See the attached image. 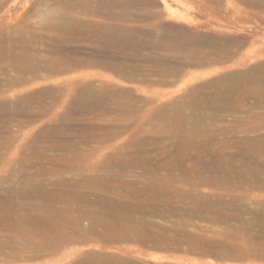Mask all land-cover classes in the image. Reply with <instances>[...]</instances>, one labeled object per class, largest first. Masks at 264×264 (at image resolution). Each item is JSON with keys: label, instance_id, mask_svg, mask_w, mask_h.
<instances>
[{"label": "rangeland", "instance_id": "obj_1", "mask_svg": "<svg viewBox=\"0 0 264 264\" xmlns=\"http://www.w3.org/2000/svg\"><path fill=\"white\" fill-rule=\"evenodd\" d=\"M53 1L0 0V35L13 33L12 35L18 39L26 33H35L40 41L33 44L39 45L41 50L33 46V57L47 56L45 48L50 44L54 45V37L50 36L49 42H46L47 36L45 35L49 33V30L44 31L42 22L48 21L53 16L50 12L54 9ZM36 8L39 9L36 11ZM229 9V11L224 9L212 12L205 0H157L154 11L165 17H163L165 20L157 26L158 33L161 32L159 29L161 25L160 28H168L172 33H177L176 35L188 34V36L194 35L195 38L216 39L222 43L220 44L222 48L226 45L229 48L245 44L242 49H236V54L232 58L222 59L220 55L223 54L217 56L220 61L216 62L211 60L215 59L214 55H210L211 59L210 56L206 57V61L201 58H192L191 61L182 57L178 60L171 58V67H178L181 72L168 77L153 72L151 64H146V75H149V79L155 81L166 78L167 85L156 83L157 81L154 83L145 82L140 80V77L129 79L110 69L91 68L100 70L105 75L114 78L113 83L116 88L132 92L133 96L140 97L145 101L136 104L140 111L139 115L144 118L137 121L136 124L144 123L141 127L144 130L148 128L145 130L146 132L142 131L141 133L140 128L131 127L127 132L117 135L107 134L108 130H104L106 132L103 131L99 135L95 134L94 129H110V126L124 124L126 120L104 116L93 118V114L88 116L79 114L70 109V103L54 108L50 117L54 116L49 120L39 118V121L34 123L14 121L8 125L13 135L0 139V142H11L9 148L0 149V264H123L122 262L124 264H264V185H259L261 182L264 183V70L262 72L258 67L264 66V56L259 58L257 55L245 56L249 48L254 50V47L247 45L248 36L260 33L264 38V25L241 20L239 15L234 14L233 9ZM56 11L59 13L57 15L62 18L69 17L71 20L83 23L100 22V19L93 16L90 18L79 10L58 9ZM63 14L64 16H62ZM232 41L233 43H231ZM88 46L93 48L96 44L92 43ZM85 47L83 42L68 43L70 49L76 50ZM203 48H206L205 51L212 50V46H208V44L207 46L203 45ZM259 48L264 50V43L259 45ZM79 55L85 56L83 53ZM177 62L180 63L177 65ZM137 64L142 65V62ZM9 69V75L15 76L16 72ZM91 69H80V71ZM42 74L44 73L41 72V76ZM227 75H236L247 80L241 81L242 86L240 85V87L243 90L239 87L240 92L236 93L238 95L235 99L238 101L236 100L235 108L221 110V112L206 109L204 111L208 119L205 121H201L200 115L196 112L198 116H195L194 123L197 122L198 128L201 122L202 125L194 136L179 132L175 128L171 129L172 135H160L153 132V126L156 124L155 119L146 117L153 112V109L158 111L163 109V106L172 104L170 112L174 117L173 123L176 124L175 122L181 119H179V114L181 116L182 111L184 114H188L192 110L181 108L184 106V102H189L196 91L200 98L218 95L220 87L216 82ZM66 76L65 74L54 75L49 81V85H56V81L53 79L57 80ZM40 83V80H35L31 81L33 86L27 89L15 86L0 91V101L7 95V98L12 102L30 91L38 92L46 87ZM16 90H19L18 93ZM186 109H188L187 112H185ZM196 111L199 112V110ZM178 112L179 114H176ZM61 124L65 125L63 126L65 131L61 134L46 136L42 133L49 127L56 128ZM189 124L194 125L193 121H189ZM203 124L206 126L205 129ZM202 128L205 131L208 129L207 132ZM149 130L152 131L148 132ZM201 131L206 134L199 133ZM189 146L193 151L189 149ZM200 146L205 147L204 151ZM141 148L144 150L141 151ZM74 157L80 165L79 169L70 170L60 166L56 167L59 164H64L65 158ZM109 160L120 162L122 167L117 164L105 167L104 164ZM62 161L64 163H61ZM233 170L236 173L244 170L249 174V178L253 179L249 183H240L238 178L233 177L236 175ZM230 172H232L231 175ZM228 175L234 178H232V184L226 182L231 180ZM59 177L72 182L81 181L85 187L82 191H86L90 186L91 200L104 198L108 195L103 189L94 190L98 183L86 181L92 177H107L111 181L109 187L116 189L117 193L125 194L127 191H133V196L136 198L137 191L143 188L148 193H153L155 188L167 191L171 197L169 204L165 206L168 210L166 216L137 214L134 222L140 223L139 225L143 226L147 233L155 234L154 237L158 236L156 242H161L160 244L163 246L167 243L169 247L173 245L174 248H157L153 247L151 243L143 244L138 241H127V243L123 242L118 245L101 240L63 242L58 241L57 238L60 236L56 233L48 232L46 234V232L35 230L32 227L35 226L34 218L44 212L38 204L39 201H42L29 197L23 198L20 192L42 187L41 183L44 180L46 184L58 180ZM56 184L58 187L62 185ZM46 186L47 188L54 187L49 184ZM157 189L156 191H158ZM9 202L12 203L10 207L13 208V213L10 217H6L5 208ZM30 206L37 207L36 213ZM62 206L65 205L62 204ZM83 206L88 207L89 205L84 204ZM237 212L242 214V218L239 220L235 214ZM74 214L78 215L77 212ZM53 216L51 215L50 219L58 217ZM46 218L50 220L49 217L44 219V216L38 217L37 220L47 221ZM87 220L76 219V223L82 227L83 223L89 222ZM155 227L156 229H154ZM69 234L78 236V231L71 229ZM164 237L169 239V243ZM200 239L201 241H199ZM212 242H218L219 245L213 246ZM27 254H29L28 257H25Z\"/></svg>", "mask_w": 264, "mask_h": 264}, {"label": "bare ground", "instance_id": "obj_2", "mask_svg": "<svg viewBox=\"0 0 264 264\" xmlns=\"http://www.w3.org/2000/svg\"><path fill=\"white\" fill-rule=\"evenodd\" d=\"M205 1L207 2L212 12L217 10L220 11L224 9L225 10L227 9V11H229L230 10L229 8H231V10L233 9L234 14L236 13V16L239 15V19L244 21L261 23L264 25V0H227V2H224V0L223 1L205 0ZM53 2L54 3L52 7L54 9L50 11L53 16L48 21L42 22L45 29L43 30L44 31L49 30L48 31L49 33L45 35L47 36V41L46 40L45 41L48 43L49 42L48 38L50 36L54 37L53 39L54 45L50 44L49 47L45 48L46 52L48 53L47 56H44L43 58L33 57L34 54L33 46L38 47L36 49H40L39 45H35L38 41H40V39L37 37L35 33H26L18 39H16L12 35L13 33L12 34L1 33L2 35H0V91H5L6 89L8 90V88H12L15 86H22L24 89H27L33 86L31 84V81H35V80H40L41 81L40 84L46 86L40 91L38 90V92L30 91L31 93L29 92L23 96H20L16 98L15 101L12 102L7 98L8 95L4 97L2 101H0V139L3 137H8L13 135V132L11 131L8 125L12 124L14 121L34 123L35 121H39V118L49 120L54 116L53 115L52 117H50L54 108L59 107V105L61 106L68 105V103L71 104L70 109H73V112H77L79 114H85L86 116L93 114L94 116L91 115L93 116V118L94 117L101 118L102 116H104L113 119L119 118L123 121L126 120L124 124L121 123L116 126L115 125L110 126L109 127L110 129H105V128L94 129L95 134L99 135L103 133L104 130H108L107 134L117 135L127 132L129 129H131V127L132 128L137 127L138 129L140 128V131L142 133V131H145L146 129L148 130V128L144 130V128L141 127L143 126L142 124L144 123L140 124L141 122H138V124H136L137 121H141L144 119L142 116L139 115L140 111L138 110L136 104L145 101L140 97L133 96L132 92H125L116 88L113 83L114 78L105 75L100 70H92L91 68L98 67L102 69H110L112 71H115L119 74L128 77L129 79H133V78L135 79V77H140V80L145 82L154 83L157 81L156 83H160V84L164 83L162 85H167L168 80L166 78L165 79L157 78L158 80L151 81V79H149L148 77L149 75H146V64H151L150 67L151 66L153 67L151 68L154 70L153 72H157L158 74H163L165 77H168L173 74L177 75L178 73L181 72V70L178 67L177 68L175 67L173 68V66L171 67L170 64L171 58H176L178 60L182 57L188 61L192 58H201L203 61H206L205 60L206 57H209L210 55H214L215 57L214 56L212 57H214L215 59H211V56L209 58L216 62V61H220V59L217 57L220 54H223L220 55L222 56V59L232 58L236 54L237 48L242 49L245 46V44L244 45L242 44L240 46L234 45L232 47L230 46L231 48L230 47L227 48V45L225 44L226 47L223 46L224 48H222V46L220 45L222 43H219V41L216 39L211 40V38L210 39L195 38L194 35L188 36L187 33H186L187 35L185 34L176 35L177 33L175 34L172 33L171 31H169L168 28H160L161 25L159 26L161 32L158 33L157 26L160 24L161 21H164L165 19H163L164 16L161 13L154 11L157 5V0H54ZM38 9L36 8V11ZM58 9H63L66 11L67 9L79 10L82 13H84L86 16L87 15L90 16V18L91 16H93L95 18L100 19V22L83 23L78 20H74V19L71 20V18L69 17L62 18L61 16L57 15L59 14L56 11ZM62 16H64V14ZM15 29L12 30L15 31ZM73 42H83L86 45V47L76 50L68 48V43H73ZM92 43L96 44V46H94L93 48L88 46ZM231 43H233V41ZM263 43H264V38L262 35H260V33L249 35L247 45L249 47H254V50H252V48L249 49L247 48L248 51L246 52V55L245 54L244 55L246 57H250L251 55L252 56L257 55L258 58L263 57L264 50L259 48V45ZM207 44L208 46H212L211 51H205L206 48L205 49L203 48V45L207 46ZM80 53H83L85 56L79 55ZM208 60L209 59L207 58V61ZM138 62L139 63L142 62V65L137 64ZM179 63L180 62H177V65ZM258 67L257 68L263 72L264 66L261 65ZM9 68H11L13 71L16 72L15 76L9 75V71H10ZM86 68L91 70L80 71V69H86ZM41 72L44 73L42 74V76H41ZM62 74H65L67 76L65 78H58L57 80L53 79L56 81V85L53 86L49 85V81H51V78H53L54 75H62ZM244 80L247 81L246 79H241L236 75H227L220 78L216 82V84L218 83L217 86L220 87V91L216 96L200 98V95L196 91L191 97L194 100L191 99L189 102L183 101L184 106H181V108L192 109L191 112L188 114H184V111H182L183 114H181V116L179 112L176 113L179 114V119L181 118L180 120L177 119L179 121L175 122L176 124L173 123L174 117L173 114L170 112L172 109L170 108V106L172 104L165 105L163 106V109L158 111H155V109H153L152 111L154 112V114L153 112H151V114L153 115L150 114L146 116L148 117V119L149 118L155 119L156 124L153 126V132H156L160 135L161 134L172 135L171 132L173 131H171V129L175 128L178 129L179 132H182L184 134H191L193 136L196 135L198 129L200 128V125H202L201 122L198 128V125L196 124L197 122L194 123V119H196L195 116L197 115L196 112L198 113V115H200L199 117H201V121H205L208 119L204 111L206 109H213L221 112V110L235 108L236 100H237L235 98L238 95L236 93L240 92L239 87L242 84L241 81ZM241 90L243 89L241 88ZM151 103H153V101H151ZM187 110L188 109H186L185 112H187ZM196 110H199V112ZM91 116L90 118H92ZM74 118L76 117L74 116ZM189 121H193L194 125L192 124L188 125ZM133 123H135L136 125ZM195 124L197 125V128ZM63 126L61 124L56 128L49 127V129L44 130V132L42 133H44L46 136H48L49 134L58 135L65 131L63 129ZM205 127L206 126H204V129ZM91 128L93 127L91 126ZM207 130L204 131L207 132ZM150 131L152 130H149L148 132ZM203 132L201 131L199 133L203 134ZM180 137L182 136L180 135ZM10 146H11L10 141L0 142V149H7ZM200 147L201 150L205 149V147L203 146ZM189 149H191L190 146ZM143 150L144 149L141 148V151ZM191 150L193 151V149ZM185 154L187 155V153ZM139 155L141 154L139 153ZM139 157L143 159L141 156ZM63 161H65V163ZM63 161L61 163L64 164H59L56 167L60 166L63 169H70V170H75L76 168L79 169L80 167V165L76 162L75 157L65 158ZM119 163L120 162L117 163L113 160H109L104 165L106 167L117 164L119 167H122V164ZM220 167L219 170H221ZM243 171L244 170H241V172L238 173L234 171L236 175L233 174L232 175L234 178H238L240 180V183L243 184L249 183L253 178H249L248 176L249 174ZM231 173L232 172H230V175ZM230 175H228V178L231 180L226 182L231 183L233 177ZM86 181H91L92 183H98L96 188L94 187V190L96 191L103 189L105 190V192H107L108 195L104 198L102 197L96 200L95 199L91 200L90 186L87 187L86 191H82V189L85 187H83L84 184H82L81 181L72 182L70 180H64L61 177H59L58 180L56 179V181H52L49 183L47 182L46 184H45L46 181L44 180V182L41 183L42 187L33 188L31 191L22 190L20 192V195L23 198L29 197L31 199H40L42 201V202L39 201L38 204L40 205V207L44 212L41 215L39 214L40 216L38 215V217L44 216V219L45 217H49L50 219L51 215H54L55 217L58 216L56 217L57 219L48 220L46 218L47 221L37 220L38 217H36L34 218L35 226L32 227H34V229L37 231L46 232V234L48 232L56 233L58 236H60L57 238L58 241L61 240L63 242H67V241L73 242L77 240H81V241L101 240L118 245L120 243L123 244V242L127 243V241L130 242L138 241L143 244L151 243L153 247H157V248L159 247L167 248V249H170V247L174 248V246L171 243L170 244L172 246L169 247V244L167 245V243L165 246H163L160 244L161 242L160 243L158 241L156 242L155 240H157L158 236L154 237L155 235L154 232H153L154 235H152L151 233H147L146 229L143 226L139 225L140 223L138 224L134 222L135 215L137 214H140L141 216H144L145 214L166 216L168 210L165 208V206L169 204L168 202H170L169 199L171 197L167 193V191L163 189L160 190L154 187L155 190L153 191V193H148L146 189L143 188L140 191H137L138 195L136 198L135 196H133L134 195L133 191H127V193L125 194L117 193L116 189H112L111 186L109 187L110 185L109 183L111 181H109L107 177H92L91 179H88ZM56 183H58V185L59 183L62 184L60 185L61 187H58ZM44 184L53 185L54 187L47 188V186L45 187ZM259 185H264V183L261 182ZM156 189L158 191H156ZM123 198L125 199L123 200ZM10 201L12 200L10 199ZM80 203H82L83 205L88 204L89 206L84 207L82 204L81 206ZM207 203L209 204L208 201ZM7 204L9 206L7 205V207L5 208L6 209L5 215L6 217H10L11 214L13 213V208L10 207L11 206L10 204L12 203L9 202ZM62 204H64L65 206H62ZM30 208L31 209L34 208V212H35V209L37 207L30 206ZM75 212H77L78 215L74 214ZM237 213L235 214L237 215V219L239 220L240 218H242V214L241 213L237 214ZM76 219L77 220L90 219V220H87L89 221L87 224L83 223L82 224L83 226L81 227L79 226V223H76ZM153 223H151L152 226ZM156 226L158 225L156 224ZM71 229L78 231V236H72V234H69V231ZM154 229H156V227ZM161 239H159V241H162ZM167 240L169 243V239ZM199 241H201V239ZM212 244L213 246L219 245L218 242L217 243L212 242ZM28 255L29 254H27V256L25 257H28ZM122 263L124 264V262Z\"/></svg>", "mask_w": 264, "mask_h": 264}]
</instances>
